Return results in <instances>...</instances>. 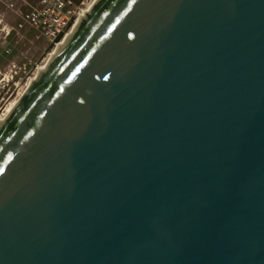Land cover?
Masks as SVG:
<instances>
[{
	"label": "water",
	"instance_id": "water-1",
	"mask_svg": "<svg viewBox=\"0 0 264 264\" xmlns=\"http://www.w3.org/2000/svg\"><path fill=\"white\" fill-rule=\"evenodd\" d=\"M0 264H264V0H100L0 129Z\"/></svg>",
	"mask_w": 264,
	"mask_h": 264
},
{
	"label": "rangeland",
	"instance_id": "rangeland-1",
	"mask_svg": "<svg viewBox=\"0 0 264 264\" xmlns=\"http://www.w3.org/2000/svg\"><path fill=\"white\" fill-rule=\"evenodd\" d=\"M89 1L71 0L69 29ZM35 2L0 0V118L11 101L28 87L31 77L56 46L22 18Z\"/></svg>",
	"mask_w": 264,
	"mask_h": 264
},
{
	"label": "built area",
	"instance_id": "built-area-1",
	"mask_svg": "<svg viewBox=\"0 0 264 264\" xmlns=\"http://www.w3.org/2000/svg\"><path fill=\"white\" fill-rule=\"evenodd\" d=\"M70 4L71 0H36L22 18L44 38L57 43L71 25Z\"/></svg>",
	"mask_w": 264,
	"mask_h": 264
},
{
	"label": "bare ground",
	"instance_id": "bare-ground-1",
	"mask_svg": "<svg viewBox=\"0 0 264 264\" xmlns=\"http://www.w3.org/2000/svg\"><path fill=\"white\" fill-rule=\"evenodd\" d=\"M100 2V0H90L87 5L81 10L77 19L75 20L71 28L66 32V34L56 43V46L52 50V52L48 55L45 59L43 64L39 66L38 71L35 73L34 76L31 77L29 81L28 87L23 89L18 96L11 101V103L7 106L4 114L0 118V129L6 123V121L10 118L19 104L23 101V99L27 96L29 91L37 84V82L41 79V77L45 74L48 70L50 65L54 62V60L58 57V55L62 52V50L67 46V44L71 41V38L75 35L79 27L84 23L87 17L91 14L94 10L96 5ZM28 82V81H27Z\"/></svg>",
	"mask_w": 264,
	"mask_h": 264
}]
</instances>
